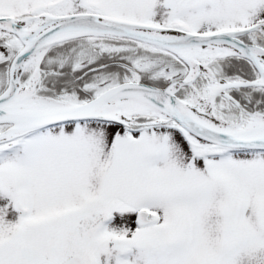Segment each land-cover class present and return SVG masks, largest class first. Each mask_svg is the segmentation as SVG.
Wrapping results in <instances>:
<instances>
[{
    "label": "snow or ice",
    "instance_id": "1",
    "mask_svg": "<svg viewBox=\"0 0 264 264\" xmlns=\"http://www.w3.org/2000/svg\"><path fill=\"white\" fill-rule=\"evenodd\" d=\"M0 264H264V0H0Z\"/></svg>",
    "mask_w": 264,
    "mask_h": 264
}]
</instances>
